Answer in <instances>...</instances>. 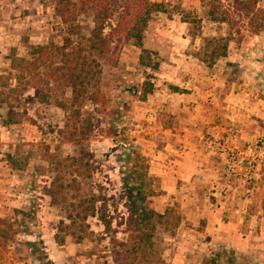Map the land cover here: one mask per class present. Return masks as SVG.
Returning a JSON list of instances; mask_svg holds the SVG:
<instances>
[{"label":"rangeland","instance_id":"374dc122","mask_svg":"<svg viewBox=\"0 0 264 264\" xmlns=\"http://www.w3.org/2000/svg\"><path fill=\"white\" fill-rule=\"evenodd\" d=\"M151 1L165 10L152 15L143 46L115 39L100 59L99 93L81 100L75 115L57 105L72 100V90L51 77L60 56L44 57L22 80L11 65L15 56L29 58L31 47L63 44L66 26L52 0H0V219L12 225L0 234L13 235L6 244L0 239V264H202L226 250L237 251V264H264L263 166L251 177L220 166L218 178L244 195L227 193L228 186L215 194L216 184L205 179L184 188L188 194L193 187L196 199H182L156 176L154 164L171 140L165 129L188 127L197 106L213 110L202 137L209 150L225 145L227 154L264 141V16L247 15L238 0ZM257 1L264 9V0ZM77 25L75 40H81L95 23L80 15ZM219 38L229 42L228 56L208 66L202 61L211 52L208 41ZM33 85L51 102L43 103ZM179 106L186 115L181 125ZM129 180L144 181L147 208H171L181 217L178 227H156L152 249L133 250L136 227L124 191ZM92 197L97 213L85 231L75 227L79 242L62 222L69 225V215L82 212ZM229 202L238 209L231 216ZM204 203L209 215L221 209L223 227L207 229L198 210Z\"/></svg>","mask_w":264,"mask_h":264},{"label":"trees","instance_id":"16d2710c","mask_svg":"<svg viewBox=\"0 0 264 264\" xmlns=\"http://www.w3.org/2000/svg\"><path fill=\"white\" fill-rule=\"evenodd\" d=\"M52 2L57 15L66 26L63 44L31 47L28 53L29 58L15 56L11 65L13 69L20 68V79L22 80L26 72L31 69L39 70L41 65L45 64L44 57L51 55V53L60 56L61 65L56 67L51 77L72 90V100L70 104L57 101V105L63 109H71L75 115H79L78 104L81 100L85 98L95 99L99 93V75L102 74L100 59H106L111 53L115 39L131 41L136 46H143L145 31L152 15L164 11L165 6L162 2L151 0H52ZM257 3V0H238L240 9L247 15L254 17V15L259 16L261 14L260 16H264V9L256 7ZM80 15H91L95 26L89 36L75 40V37L79 36L77 22ZM211 16L215 21H220L215 13H211ZM107 28L111 29L109 35L105 34ZM207 49H211V52L202 61L208 66H212L217 59L228 56L229 42L225 38L209 40ZM145 51L150 53L148 50ZM149 62H151L150 58ZM145 64L151 67L158 66L152 63ZM33 86L36 89L38 85ZM36 94L41 97L43 103L51 102L48 93L36 89ZM9 112L11 115L15 114L12 107ZM11 120L15 122L14 119ZM124 185V191L127 193L125 204L131 208V220L136 227L133 235L136 245L133 246V250L152 249L151 240L156 227L158 225L169 228L178 227L181 217L171 208H167L163 213L147 208V196L144 191L145 183L143 180L139 183L135 182L133 185L129 180L124 182ZM96 213V199L92 197V201L82 212H78L77 215H69V225L64 222L62 225L70 228L71 234L80 242L83 236L74 231L75 227L79 226L85 231L89 227L88 218L95 217ZM2 226L12 227L7 221L0 219V227ZM1 237H4L6 244L8 240L13 238V235H10L8 231H3L0 234V239ZM122 247L126 248L127 244H122ZM125 251H129L128 248ZM223 255H227L225 262ZM239 260L236 250H226L223 254L216 253L214 256L205 257L202 264H237Z\"/></svg>","mask_w":264,"mask_h":264},{"label":"crops","instance_id":"0c3cea01","mask_svg":"<svg viewBox=\"0 0 264 264\" xmlns=\"http://www.w3.org/2000/svg\"><path fill=\"white\" fill-rule=\"evenodd\" d=\"M192 98L194 100V97ZM196 110L197 111L195 113H191V121L189 122L188 127H168L165 129L166 132L169 131L171 133V136L169 137L171 140H167V144L164 146L163 150H158L157 153H159V156L157 159H154L156 176L160 177L164 182L173 185L171 192L177 193L182 199L187 197L188 194V199H196V196H194L196 193H193L192 191L193 187L188 189V194L185 193L184 188L187 187V185H197L205 179L211 184H216L214 188L218 190L215 194H219V190H225L224 188H227L228 186L229 189L226 190L227 193L230 194V189H233L234 192L232 193L236 195L238 193V189H234V184L228 185L222 177L218 178V173L221 168L220 166L223 165L226 168L229 164V153L227 152L226 154L227 147L223 145L221 147L217 146L215 149L213 148V150H209V148L205 145L206 141H202V137H206V133L210 132V127L208 129L206 127L208 126L206 123L208 124V122L212 120L213 110L207 107L201 111L199 106L196 107ZM182 112L184 111H182L181 107H177V113L175 112L177 115L176 120L179 121L177 125H181L186 121V115ZM252 171L250 172L247 170L245 165H241L237 166L233 175L251 177L253 176ZM178 185L184 186H180L178 188ZM240 193L238 194L244 195L243 192ZM218 202L221 203L220 200ZM224 205L225 202H222V207ZM226 206V209L229 212L232 211L229 214V216H231L233 211L236 209V203L229 202V205L227 203ZM243 206H245V204L242 203V207ZM194 207L196 206L194 205ZM216 207L218 208V205ZM198 210H202L201 214H205V217L208 220L207 229H211L213 227H223L221 209H216L215 213L212 211L211 215H209L206 211V203H204L198 207Z\"/></svg>","mask_w":264,"mask_h":264},{"label":"built area","instance_id":"2783aa9c","mask_svg":"<svg viewBox=\"0 0 264 264\" xmlns=\"http://www.w3.org/2000/svg\"><path fill=\"white\" fill-rule=\"evenodd\" d=\"M245 165L250 172L259 167H264V141L255 139L249 142L244 149H231L229 153L228 169L235 172L237 166Z\"/></svg>","mask_w":264,"mask_h":264}]
</instances>
